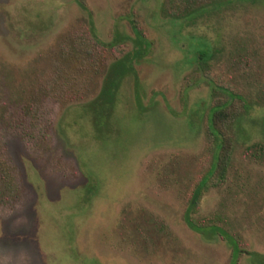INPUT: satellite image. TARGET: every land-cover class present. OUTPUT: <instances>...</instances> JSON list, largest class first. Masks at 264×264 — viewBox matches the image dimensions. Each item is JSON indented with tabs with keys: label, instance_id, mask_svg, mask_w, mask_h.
Returning <instances> with one entry per match:
<instances>
[{
	"label": "rangeland",
	"instance_id": "rangeland-1",
	"mask_svg": "<svg viewBox=\"0 0 264 264\" xmlns=\"http://www.w3.org/2000/svg\"><path fill=\"white\" fill-rule=\"evenodd\" d=\"M200 2L0 0V264L261 262L264 0Z\"/></svg>",
	"mask_w": 264,
	"mask_h": 264
},
{
	"label": "trees",
	"instance_id": "trees-1",
	"mask_svg": "<svg viewBox=\"0 0 264 264\" xmlns=\"http://www.w3.org/2000/svg\"><path fill=\"white\" fill-rule=\"evenodd\" d=\"M200 1L201 0H193V2L196 3V5L190 6L189 9L179 12L178 14H176L175 18H187L188 16H191L195 13H199L200 11L205 10L207 7L206 4ZM81 5L82 7H84L82 3ZM134 29H135V26H134ZM116 71H117L116 73H119V75H121L123 72V67L121 66L117 68ZM119 75H117L116 77H113V79L111 80L110 79L108 80L104 88V93L101 96V100H99L101 101L100 102L101 107H104V105L106 106L107 104L113 106L114 104L113 96L115 94V89L118 84L117 79L119 78ZM228 94L231 98L235 96L233 93H230V92ZM228 104L229 103L227 100L218 101L209 108V112L207 114V123H206L207 131L211 134V136L215 140L214 149H213V160L208 170V173L211 174L213 171L218 170L219 173H218L217 178L219 181L223 179L224 171L226 169L227 161H228V158L231 152V146H232L230 138L226 134V131L228 130L230 122L233 121L232 116L231 115L228 116L227 113L225 112V109L228 106ZM30 107L31 105H28V107L26 106L25 111L27 112L30 109ZM97 115H98L97 122L100 123L101 115L99 113ZM206 180H207V177L204 176L199 182V184L197 185V187L195 188V190L193 191L191 200L188 205V209L184 217L185 222L189 227H191L192 229L201 230V231L204 229V227L197 226L196 224H194L190 217V213L192 212V210L195 208V206L198 203L201 189L206 183ZM210 228L212 230H218V228L215 227L214 225H211ZM231 242L233 243L234 250L238 252L236 242L233 239H231ZM254 255H257L259 258L262 257L259 254H254ZM234 263H235V260H231V264H234ZM259 264H264V258H261V262Z\"/></svg>",
	"mask_w": 264,
	"mask_h": 264
}]
</instances>
